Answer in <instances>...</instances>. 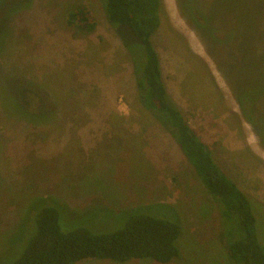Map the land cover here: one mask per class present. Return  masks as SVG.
Returning a JSON list of instances; mask_svg holds the SVG:
<instances>
[{
	"label": "rangeland",
	"instance_id": "374dc122",
	"mask_svg": "<svg viewBox=\"0 0 264 264\" xmlns=\"http://www.w3.org/2000/svg\"><path fill=\"white\" fill-rule=\"evenodd\" d=\"M105 1L0 0V264L20 256L41 201L58 208L64 231H115L135 213L173 221L180 227V254L167 264H218L225 241L238 233L235 217L222 219L220 227L216 202L182 151L152 117L141 115L126 52L138 64L142 47L128 29L117 27L116 33ZM188 1L206 19L205 39L179 15L175 0H162L160 25L151 36L166 93L218 166L252 198L264 243V148L227 79L236 75L252 92L262 85L252 60L263 47L264 0ZM77 5L91 10L93 31L67 24ZM211 32L219 43L207 37ZM28 84L36 97L28 109L41 106L33 120L48 118L49 124L24 125L19 89ZM259 101L264 105V97ZM88 102L95 109L87 114ZM93 115L103 122L99 133L89 125Z\"/></svg>",
	"mask_w": 264,
	"mask_h": 264
},
{
	"label": "trees",
	"instance_id": "16d2710c",
	"mask_svg": "<svg viewBox=\"0 0 264 264\" xmlns=\"http://www.w3.org/2000/svg\"><path fill=\"white\" fill-rule=\"evenodd\" d=\"M188 4L191 10H197L190 1ZM162 5V0H106L102 6L107 21L116 33L117 27L128 29L142 47V60L138 64L135 59L132 60V53L126 52L135 75L141 115L152 117L156 126L165 130L182 151L201 185L215 200L220 227L222 228V219L235 217L238 233L225 241L226 253L218 264H264V243L258 238L252 198L218 166L211 150L199 139L166 93L159 58L151 41V36L160 25ZM66 22L74 29L85 32H91L96 27L92 12L85 5L73 7L67 13ZM207 36L212 43H219L215 40L214 32ZM262 44L263 47L259 48L260 57L252 60L259 70L258 78H261L262 85L252 92L240 84L236 75L231 74L227 79L231 81V89L241 116L253 128L264 148V105L259 101L260 96L264 97V76L261 75L264 72V39ZM212 55L215 60L220 61L213 52ZM30 90L35 92L30 84L19 89V102L24 108L22 117L27 118L24 125L37 127L49 124L48 118L40 119L38 124L37 120H33L41 106L28 109L27 103L36 98ZM36 95L39 97V94ZM92 104L88 102L83 106L84 112L91 113L95 109ZM90 108L93 110L90 111ZM93 117L96 119H92L89 125L96 129L95 133H99L103 122H99L96 115ZM88 121L85 119L84 123ZM89 125L86 132L90 131ZM41 204L35 210L34 229L20 256L12 264H75L88 259L124 262L143 258L167 264L180 254L176 245L180 227L173 221L135 213L130 214L124 225L115 231L93 232L86 227L64 231L59 224L58 208L52 203Z\"/></svg>",
	"mask_w": 264,
	"mask_h": 264
},
{
	"label": "flooded vegetation",
	"instance_id": "af4514ba",
	"mask_svg": "<svg viewBox=\"0 0 264 264\" xmlns=\"http://www.w3.org/2000/svg\"><path fill=\"white\" fill-rule=\"evenodd\" d=\"M188 3V0H175V5L179 15L184 17L196 34L201 37V32L204 33L203 29L205 27V18L196 9L191 10ZM202 36L205 39V35L203 34Z\"/></svg>",
	"mask_w": 264,
	"mask_h": 264
}]
</instances>
